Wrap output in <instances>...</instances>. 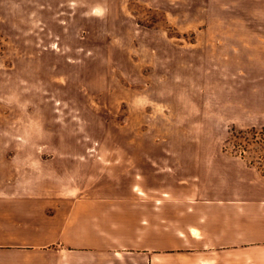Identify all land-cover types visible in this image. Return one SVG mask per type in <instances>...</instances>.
I'll return each mask as SVG.
<instances>
[{
  "label": "crops",
  "instance_id": "crops-1",
  "mask_svg": "<svg viewBox=\"0 0 264 264\" xmlns=\"http://www.w3.org/2000/svg\"><path fill=\"white\" fill-rule=\"evenodd\" d=\"M0 35L39 44L2 65H92L91 36H120L124 51L214 50L221 75L264 82V0H0ZM43 146L0 138V264H264L256 202L235 188L201 184L192 204L156 161L105 144L97 170L89 150Z\"/></svg>",
  "mask_w": 264,
  "mask_h": 264
},
{
  "label": "rangeland",
  "instance_id": "rangeland-1",
  "mask_svg": "<svg viewBox=\"0 0 264 264\" xmlns=\"http://www.w3.org/2000/svg\"><path fill=\"white\" fill-rule=\"evenodd\" d=\"M131 38L128 47L135 46ZM119 39L91 36L92 65L9 66L2 65L8 48L39 44L0 35V138L44 144L47 156L89 150L85 160L97 170L112 144L133 163L143 156L145 169L156 161L163 187L177 196L189 188L192 204L201 184L235 188L233 194L255 200L257 225H264V82L221 75L214 50L206 58L124 51Z\"/></svg>",
  "mask_w": 264,
  "mask_h": 264
}]
</instances>
